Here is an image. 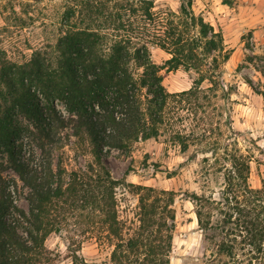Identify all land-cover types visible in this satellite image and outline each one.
<instances>
[{
  "label": "trees",
  "instance_id": "1",
  "mask_svg": "<svg viewBox=\"0 0 264 264\" xmlns=\"http://www.w3.org/2000/svg\"><path fill=\"white\" fill-rule=\"evenodd\" d=\"M74 2L54 46L34 52L26 64L0 68V153L9 154L8 167L29 189L30 205L18 206L0 172V264H51L47 238L66 229L79 210L93 225L90 234L112 242V264H171L178 193L126 183L138 196L136 219L128 222L118 210L122 181L102 163L112 149L130 152L136 142L164 132L183 151L200 146L211 154L203 161L224 174L218 197L189 196L204 240L231 264H264V184L250 183L254 156L233 137L231 116L221 120L219 101L233 94L222 76L233 51L222 30L195 12V0H180L176 10H155L153 0ZM153 48L169 57L157 63ZM179 69L195 74L193 84L170 92L165 73ZM256 69L264 78V60ZM246 82L264 96V82L260 88ZM19 114L43 151L59 146L69 128L91 146L98 167L73 171L68 180L54 176L50 165L43 173L32 169L17 142L24 130Z\"/></svg>",
  "mask_w": 264,
  "mask_h": 264
},
{
  "label": "rangeland",
  "instance_id": "2",
  "mask_svg": "<svg viewBox=\"0 0 264 264\" xmlns=\"http://www.w3.org/2000/svg\"><path fill=\"white\" fill-rule=\"evenodd\" d=\"M153 1L155 10L167 7L176 10L180 5V0ZM74 3V0H0V68L13 63L26 64L34 52L54 46L68 28L65 13ZM194 10L222 30L227 48L233 50L222 69L223 80L233 94L229 101H219L221 120L225 122L231 116L233 129L238 133L233 137L254 156L250 183L261 187L264 184V96L256 93L246 80H253L258 88L264 82L256 69L260 60H264V0H239L233 7L223 4L222 0H195ZM152 55L157 63L169 57L159 48H153ZM194 77V73L183 69L166 72L164 85L170 92L185 90L191 87ZM57 107L64 111L62 103L57 102ZM16 120L24 128L17 140L21 155L32 169L43 173L50 165L54 176L68 180L73 171L81 173L90 165L98 167L91 146L79 142L69 128L60 134L62 143L48 147L45 152L26 130V127L33 128L30 121L22 114ZM223 129L231 133L225 125ZM199 148L192 145L183 151L164 132L158 138L136 142L130 152L112 149L102 157V163L114 178L122 181L116 189L118 210L120 218L128 222L136 219L138 196L126 183L178 193L171 264H231L226 256L215 254V248L204 240L189 197L193 192L218 197L225 182L223 172L211 170L203 161L211 154H204ZM8 158V153H0V172L9 182L18 206L28 210L29 189L8 167ZM84 214L77 211L66 229L47 238L46 247L54 257L51 264H112V242H99L90 234L87 230L92 224Z\"/></svg>",
  "mask_w": 264,
  "mask_h": 264
}]
</instances>
